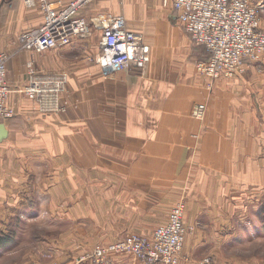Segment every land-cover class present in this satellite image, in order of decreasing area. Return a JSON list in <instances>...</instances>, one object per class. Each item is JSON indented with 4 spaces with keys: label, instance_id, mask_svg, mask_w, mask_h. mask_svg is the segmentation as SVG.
Listing matches in <instances>:
<instances>
[{
    "label": "crops",
    "instance_id": "obj_1",
    "mask_svg": "<svg viewBox=\"0 0 264 264\" xmlns=\"http://www.w3.org/2000/svg\"><path fill=\"white\" fill-rule=\"evenodd\" d=\"M53 1L67 6L72 0ZM149 6L158 15L138 28L144 35L136 33L150 46L151 63L144 72L110 74L93 62L101 30L33 54L23 49L21 36L43 24V12L20 0H0V54L11 56L8 105L16 113L0 122L6 133L0 140L10 139L0 157H26L19 158L17 170L2 165L0 171V234L12 237L0 245V264L40 263L50 247L59 264H75L82 251L131 234L152 237L179 203L186 204L185 225L194 229L181 264L205 257L224 264L223 252L240 242L244 204L257 206L264 197V101L251 99L249 91L243 98L242 91L250 85L263 91V74L252 67L249 80H217L212 94L209 81L186 61L180 71L174 67L181 62L179 40L191 37L171 19L173 7L163 0ZM162 8L169 10L168 19ZM83 12L84 18L96 16ZM31 61L39 71L68 76L67 114L40 117L20 92L29 82ZM200 103L208 108L202 122L192 118ZM29 204H40L39 213L29 215ZM20 216L30 218L28 225L33 218L42 222L33 232L34 245L18 241ZM112 264L141 263L132 255H114Z\"/></svg>",
    "mask_w": 264,
    "mask_h": 264
},
{
    "label": "built area",
    "instance_id": "obj_2",
    "mask_svg": "<svg viewBox=\"0 0 264 264\" xmlns=\"http://www.w3.org/2000/svg\"><path fill=\"white\" fill-rule=\"evenodd\" d=\"M28 9L39 8L43 24L21 36L24 50L33 54L69 46L76 39L102 31L100 53L93 62L107 73L139 69L144 72L151 63V48L142 35L129 28L124 16L93 19L81 17L84 8L95 0H72L62 6L53 0H20ZM172 6L177 20L192 41L205 49V57L196 64L197 72L209 81L212 91L218 79L243 75L246 67L258 63L264 56V30L261 29L260 5L251 0H163ZM97 20V21H96ZM10 55L0 54V120L15 117L8 105L12 88L7 81ZM29 82L20 92L32 101L39 115L48 117L67 112L66 74L44 73L35 62L28 65ZM207 105L196 104L192 118L204 121ZM185 205L178 204L166 226L158 228L151 238L133 235L108 246L96 247L80 256L76 264H112L114 254L133 255L141 264H181L186 237L192 231L184 223ZM193 264H213L207 257Z\"/></svg>",
    "mask_w": 264,
    "mask_h": 264
},
{
    "label": "rangeland",
    "instance_id": "obj_3",
    "mask_svg": "<svg viewBox=\"0 0 264 264\" xmlns=\"http://www.w3.org/2000/svg\"><path fill=\"white\" fill-rule=\"evenodd\" d=\"M133 1H135V2H132V1L130 2V0H95L93 3L87 5L84 8L83 14L87 15V13H86L87 10L91 11L90 12L91 15L94 14V11L96 12V16H94L92 18L87 17L88 21H90V22L93 20V18L98 19V18H103L106 16H124L125 18L127 17L126 19H128L130 22V28L132 30H134L135 32H138V33H141L144 35V33L141 29L144 27V25L146 27V25H147L146 20L154 17V15H158L157 12L152 10L153 7L149 6V4L154 2V0H133ZM258 1L259 0H254L252 3L254 5H260V21L262 24L261 27L263 28V29L262 28L261 29L264 30V0H260L259 2ZM138 2L139 3H141V2L146 3L147 6L141 7ZM162 9L165 11L164 17L166 19H168L169 10H167L166 8L165 9L162 8ZM98 13H101V14H98ZM170 17L173 20L174 24H177V26L182 28V26L178 23L176 13L175 14L171 13ZM132 26H134L135 28H133ZM138 28H141V29H138ZM179 44H180L178 46V48L180 50V60L179 61H181V62H175L174 67L180 68L179 69V71H180L181 67L183 66L182 62L186 61L187 66L194 68V71L197 74H199L197 72V69H196V64L198 61L203 60V57H202V55H203L202 51H204L203 48L201 46H198L197 44H195L192 41V39H191V41L188 39L187 40L186 39L185 40L180 39ZM183 54H184V58L182 57ZM181 59H183V60H181ZM252 67H254L255 69H257L259 72H261L263 74L262 79L260 80V83L264 84V56L260 62L251 64L248 67H246L245 73L243 75L236 76L234 78L222 77L220 79H227L230 81H234L235 79H240V77L242 78V76H243V78H246L249 80L248 72H250V69ZM180 74H181V72H179L178 74H174V79L178 78L180 76ZM199 76H201L205 81H207V78L205 76H203L201 74H199ZM220 79H218V80H220ZM215 83H216V81H215ZM248 91L250 93L251 99L259 101V102L264 101V87H263V91H259V93H258V91L254 92L252 90V85L245 86V88L243 87V91H242V97L243 98L247 97ZM212 94H213V92H212ZM257 94H258V97H257ZM67 112H68V110H67ZM67 112L59 114V115H53L52 117L62 116V115L67 114ZM261 113L262 112L259 109V114L261 115ZM37 114L40 117H44V116L39 115L38 112H37ZM14 118L9 119L8 122L13 120ZM262 118L263 117H259L260 121ZM5 121H7V120H0V122H5ZM198 122H200V121H198ZM262 129L264 130V128H260V130H262ZM20 130H23V129H20ZM24 131H25V134L23 135L24 136L23 141H27V136H28L26 134L27 129H24ZM9 142H10V139L0 140V150L4 147V144L9 143ZM12 144H15V141H11L10 145L12 146ZM6 145L8 146V144H6ZM23 157L24 156H21V155H14V156H12L10 161H7L6 159L0 157V171L2 170V165H3V167L12 166L11 169L17 170L19 167L17 168L16 165L19 164V161H20L19 158H23ZM261 159L264 160V154H263V157L260 155V161H261ZM21 160H26V157H24V159H21ZM24 163L26 164V161H24ZM23 169H24L23 172L26 173V171H27V170H25L26 168L23 167ZM41 174H42V171L38 172V176H40ZM24 179H26V177H24ZM5 181L11 182L13 180L7 179ZM179 204H181V203H179ZM182 204L185 205V209H186V204L185 203H182ZM10 205H12V204H10ZM252 205L253 204H244V212L245 211L246 212L244 214V221H243L244 223H243V228H242V234L240 236L241 239H240V242H238L236 246L232 245L230 248L225 250V252H223L224 257H225V259H223L224 264H264V197L261 199V202L259 204H256L257 206H252ZM5 206H7V204H5ZM39 207H41L40 204H29V207L28 208L26 207V209L30 211L28 213L30 215V213H35V212L39 213V211H40ZM185 213H186V210H185ZM19 220H20L19 222L22 224L20 225L21 227L19 228V234L17 233L18 241H20V243L23 244V246H27L28 243H32L34 245L36 242L33 240L35 238L33 232L35 230L42 229V222L40 220L38 221L37 219L35 220L33 218L34 221H32V223H30L28 225L27 220H30V218L28 216H24V219H22V217L20 216ZM86 228L89 229V225ZM7 230H10V229H7ZM193 230L194 229L192 228V231ZM133 235H137V234H131V235L126 236L125 238H127L129 236H133ZM1 236L4 237L7 235L1 233L0 237ZM42 236L43 235H40V237H42ZM139 236H143V235H139ZM51 237H56V235L51 236ZM120 237H122V236H119V238ZM144 237H151V236H144ZM103 245H105V244H103ZM97 247H101V246H97ZM95 248L88 250V251L85 250V251H82L81 253H79L77 255V257L75 258L74 263L76 264V261L80 256L87 254L90 251H93ZM57 253L58 252H56L55 250H52L50 247L46 253L41 254L40 263H34V264H59L57 261V257H56ZM114 255H123V254H114ZM114 255H112V256H114ZM112 256H111V260H112ZM205 258H207V257H205ZM205 258H203V259H205ZM210 258L212 259L213 264H215L214 259L212 257H210ZM199 261H201V260H199ZM199 261H195V262H199ZM86 264H90V263H86Z\"/></svg>",
    "mask_w": 264,
    "mask_h": 264
},
{
    "label": "trees",
    "instance_id": "obj_4",
    "mask_svg": "<svg viewBox=\"0 0 264 264\" xmlns=\"http://www.w3.org/2000/svg\"><path fill=\"white\" fill-rule=\"evenodd\" d=\"M202 47V46H201ZM203 48V50L205 51V49H204V47H202ZM203 51V52H204ZM205 57V52H204V56H203V58ZM12 237L11 236H1L0 237V245L1 244H6V242L9 240V239H11Z\"/></svg>",
    "mask_w": 264,
    "mask_h": 264
},
{
    "label": "water",
    "instance_id": "obj_5",
    "mask_svg": "<svg viewBox=\"0 0 264 264\" xmlns=\"http://www.w3.org/2000/svg\"><path fill=\"white\" fill-rule=\"evenodd\" d=\"M6 133H5V130H4V128L2 127L1 129H0V136H4Z\"/></svg>",
    "mask_w": 264,
    "mask_h": 264
}]
</instances>
